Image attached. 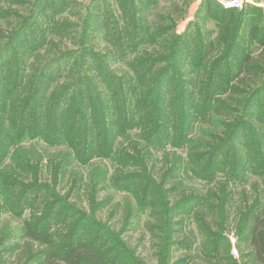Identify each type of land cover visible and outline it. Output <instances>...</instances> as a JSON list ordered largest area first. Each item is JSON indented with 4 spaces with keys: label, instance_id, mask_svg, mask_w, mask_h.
<instances>
[{
    "label": "rangeland",
    "instance_id": "374dc122",
    "mask_svg": "<svg viewBox=\"0 0 264 264\" xmlns=\"http://www.w3.org/2000/svg\"><path fill=\"white\" fill-rule=\"evenodd\" d=\"M197 1L0 0V70L6 59L22 89L27 77L30 92L41 83L43 102L65 86L62 105L89 101L94 89L108 123H133L146 86L162 93L151 113L162 119V148L133 128L115 160L76 162L69 145L44 144L40 128V139L0 154V264H39L47 247L28 229H46L56 251L75 237L92 243L116 264L246 263L238 228L264 204V62L253 59L238 84L254 38L244 43L224 11L189 23Z\"/></svg>",
    "mask_w": 264,
    "mask_h": 264
},
{
    "label": "trees",
    "instance_id": "16d2710c",
    "mask_svg": "<svg viewBox=\"0 0 264 264\" xmlns=\"http://www.w3.org/2000/svg\"><path fill=\"white\" fill-rule=\"evenodd\" d=\"M234 12L236 11H229L230 14ZM222 28L221 33L219 32L220 38L228 43L230 23L227 22ZM232 40L233 37L229 41L232 42ZM253 59L264 62V25L262 34L256 40V44L252 46L250 54L245 56L238 67V72L234 77L238 84L245 79H250L252 76L251 64L254 61ZM4 62L5 67L0 70V84H2L0 90V114H2V117H0L1 156L6 155L8 149L18 148L24 141L40 139V128H43L41 137L47 141L44 144L50 146L69 145L68 147L77 157L75 158L76 162H88L93 159L101 161L115 160L114 151L116 150L114 148L116 141L122 137L127 138L129 130L133 128H139L141 134L147 137V142L153 148L155 146L161 147L154 140H157L161 135L162 119L156 111L154 115H151L152 110H157L162 100V93L158 90V84L154 85L153 89L147 85L148 90L140 96L144 101L138 102L136 100L134 106L138 113L136 122L130 123L126 118H123L120 120L121 123L111 124L107 121V112L109 113L110 110L107 107L108 103L103 101V94L91 89L89 101L80 98L76 101L72 99L71 104L64 106L62 105L63 98L70 92V88L65 86L61 95L55 90L43 102L40 99L41 83L36 84L35 91L30 92L33 88L28 89L30 78L27 77L26 82L24 81L23 90L20 86L22 83H19L17 71L12 67V63L6 59ZM8 78L10 82L7 81ZM150 82H156V79L154 81L149 79L146 84ZM258 92H255L254 96ZM108 102H113L114 107L117 109L122 105L120 101L113 99ZM29 107H32V110L30 115L27 116ZM4 116L6 117L1 120ZM152 118H154L153 121ZM91 139L93 141L92 145ZM78 144L84 146L82 158H80L81 154L77 151L76 146ZM93 150L94 154L92 156L90 153ZM97 151H101V153H97ZM117 162L123 165V162L127 161L119 160ZM176 168V170H181L182 165ZM213 177L214 175L211 174L206 179L211 182L209 178ZM26 226L29 228L27 223ZM238 233L240 242H245L249 249L246 255L247 261L244 264H264V204L257 202L256 207L248 212L238 228ZM25 237L47 247L46 251H43L38 257V261L41 259L39 264H116L115 258L110 257L106 253L107 251H103L97 245L87 243L81 239L76 240V237L71 238V242L58 251L52 248L53 238L46 229H43L41 233H35L33 230L29 231L28 229Z\"/></svg>",
    "mask_w": 264,
    "mask_h": 264
},
{
    "label": "crops",
    "instance_id": "0c3cea01",
    "mask_svg": "<svg viewBox=\"0 0 264 264\" xmlns=\"http://www.w3.org/2000/svg\"><path fill=\"white\" fill-rule=\"evenodd\" d=\"M215 3L213 0H199L197 1V6L195 11H198L196 16L188 19L189 23H195L198 21L205 20L208 15H212V11H224V14L233 15V18L238 22L236 28L240 31V37L243 42H249L250 38H254V45L256 40L262 34V29L264 25V0H246L243 7L239 10L232 9H214L211 6ZM216 4V3H215ZM229 11H236L230 14ZM196 17V20H195ZM227 17L224 19V24L229 22L226 21ZM232 21V20H231ZM232 23H234L232 21Z\"/></svg>",
    "mask_w": 264,
    "mask_h": 264
},
{
    "label": "built area",
    "instance_id": "2783aa9c",
    "mask_svg": "<svg viewBox=\"0 0 264 264\" xmlns=\"http://www.w3.org/2000/svg\"><path fill=\"white\" fill-rule=\"evenodd\" d=\"M213 1L219 4L222 8L239 10L243 7L246 0H213ZM230 242L232 244V250L230 251V253L233 257L238 258V253L235 248L236 238L231 236Z\"/></svg>",
    "mask_w": 264,
    "mask_h": 264
}]
</instances>
